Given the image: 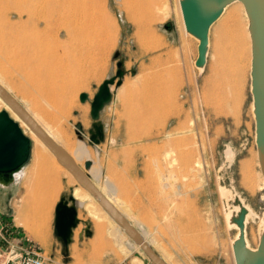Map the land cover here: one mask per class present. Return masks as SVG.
Here are the masks:
<instances>
[{
	"label": "rangeland",
	"instance_id": "obj_1",
	"mask_svg": "<svg viewBox=\"0 0 264 264\" xmlns=\"http://www.w3.org/2000/svg\"><path fill=\"white\" fill-rule=\"evenodd\" d=\"M54 1L0 0V75L11 93L75 141L82 168L92 160L99 185L114 186L133 223L156 241L153 248L159 254L174 264H234L231 241L237 230L226 219L233 196L240 195L259 218L264 213V191L248 189L240 169L252 162L254 172L260 170L252 57L240 2L212 26L201 71L195 65L199 42L185 32L179 0H78L75 28L66 25ZM153 9L157 20L148 15ZM158 11L170 16L159 21ZM119 62L125 86L102 115L105 141L92 148L91 106L81 103L80 95H90L102 79L115 76ZM81 130L86 136L82 142ZM27 168L34 173L30 192L22 181L0 184V213L42 249L47 264H133V257L151 264L140 251L123 254L109 225L83 209L79 217L92 222L93 236L81 237V224L67 253L55 236V208L62 195L82 186L57 172L43 150L33 152ZM221 187L230 190L231 199L222 196ZM46 193L50 202L39 217L31 211L40 209ZM21 212L44 244L17 225ZM259 228V221L250 218L247 234L253 247L259 244Z\"/></svg>",
	"mask_w": 264,
	"mask_h": 264
},
{
	"label": "water",
	"instance_id": "obj_2",
	"mask_svg": "<svg viewBox=\"0 0 264 264\" xmlns=\"http://www.w3.org/2000/svg\"><path fill=\"white\" fill-rule=\"evenodd\" d=\"M240 2L244 5L249 19V32L252 42V66H251V93L253 96L252 110L256 120V143L261 171L264 176V0H179L183 13L186 32L199 42L196 67L203 71L209 55L210 32L212 26L219 21L229 6ZM169 25H164L163 30H168ZM121 57L120 52L114 55L115 60ZM118 71L112 78L106 79L99 87L98 92L91 100L87 93L80 95L81 103H90V118L92 127L88 130L91 146L101 145L106 138V125L102 120L106 108L114 102L115 89H119L125 80L126 73L122 69L123 63L117 64ZM0 97L13 109L29 126L45 145L57 157L59 163L65 167L78 183L86 189L101 207L118 223L126 234L138 245L150 260L151 264H167L160 254L149 244L143 234L124 216L119 209L96 186L91 176L87 173L93 166L92 160L81 168L71 155L35 122L27 112L23 104L15 98L0 83ZM78 138L84 141L86 136L78 131ZM33 154V145L29 137L22 130L20 124L13 119L9 111H0V184L9 187L17 180V174L21 173L30 163ZM221 193L227 200L232 193L225 187H221ZM233 208L227 213L232 214V222L236 229L235 257L237 264H264V213L259 218L244 204L239 195L233 196ZM264 199V194H263ZM253 218L260 223L259 244L253 247L248 239L247 225ZM81 224L85 229L81 237L93 236L92 222L83 221L79 217V207L74 194L62 195L55 208V236L60 239L67 253L74 243L75 232Z\"/></svg>",
	"mask_w": 264,
	"mask_h": 264
},
{
	"label": "bare ground",
	"instance_id": "obj_3",
	"mask_svg": "<svg viewBox=\"0 0 264 264\" xmlns=\"http://www.w3.org/2000/svg\"><path fill=\"white\" fill-rule=\"evenodd\" d=\"M240 4H241L240 8H242V11H243V14H244V18H245L244 20L246 21V33H247V36H248V39H249V49H250V52H251L250 54H251V57H252V42H251V36H250V32H249V19H248L247 13L245 11L244 5L242 3H240ZM165 6H168V5H164L162 7L158 6V7L161 9V8H164ZM158 7H157V9H158ZM53 8L54 9L57 8L61 12V14L64 17L65 21H67V23H68V24L66 23V25H68L71 28L72 27L73 28L77 27L78 23L80 22L79 21L80 12H79L78 0H61V1L55 0L54 3H53ZM165 9H166V12H167V7ZM153 10H151V12L148 11V15H151L150 18H153V16L156 17V14H155L156 11L154 10L155 12H153ZM179 10L180 11L178 12V14H179V17L182 20L183 27H184L185 32H186L184 17H183V13L181 11L180 4H179ZM149 12L153 13V15L150 14ZM162 13H163V11H162ZM144 14H146V13H144ZM157 15H159V14H157ZM162 15H164V16H162ZM162 15L160 13L159 16H161V19L159 18V21L162 20V19H163L162 21L167 19L170 16V13H166V14L164 13ZM157 19L158 18L156 17V20ZM68 26H66V27H68ZM153 46L155 47V45H153ZM251 66H252V58H251ZM237 70H238V68L235 71H237ZM231 73H233V71ZM224 75H226V74H223V76ZM227 75H229V74L227 73ZM227 75L225 76V78L229 77V79H230L232 74L230 76H227ZM237 75H239V74H237ZM225 78H224V80H226ZM231 80L229 82H231ZM229 82L227 83L228 85L230 84ZM0 83L4 87H6L10 92H12V88L9 85H7V83L2 79L1 76H0ZM236 83H237V81H236ZM238 85H237V88H239ZM230 88L232 89V86H230ZM234 91H236V90H234ZM232 93L234 94V92H232ZM233 94H232V96H233ZM24 106L26 107L25 109L27 110V112L32 116V118L35 120V122H37V124L43 129V131L50 138H52L57 144L62 146L71 155V157L75 160V162L82 168V164H81V162H80V160H79V158L77 156V147H76L75 141L73 139H71L70 137H67L61 131L55 130L53 124L51 123V121L48 120V118H46V117L40 115L39 113H37L36 111L32 110L29 105H24ZM0 108L8 109V111L11 114V116L16 121L20 122L21 127L24 129V133L27 134L33 141V146H34L33 152L39 153L40 150H43L49 156V158L51 159L52 164H53L54 168L56 169V171L60 172V173H63L66 177H68L75 184V178L73 177V175L65 167H63L59 163L57 157L45 145V143L36 135V133L33 131V129L29 126V124L26 121H24L13 109H11L1 97H0ZM86 153H87V155H89V151H87ZM256 159H258V158H256ZM257 161H258V165L260 166L259 159ZM244 162H246V161H244ZM243 163H241V164H243ZM27 167L21 173L17 174V176H16L17 177L16 182L17 181H22V184L24 185V188L26 189V194H28L30 192V188L29 187L31 186V183H32V181L34 179V173L29 171ZM240 169H241L242 175H243V183L248 189H250L251 191H256V189L259 188V189L264 191V176H263V173L261 171V166H260V170H258V172H256V173L254 172L255 168H254L252 162L251 163H248V162L244 163L242 165V168H240ZM92 172H93V166L87 173L91 176ZM54 176L56 177L57 175H54ZM55 177H54V180L57 179V177L56 178ZM73 194L75 196V199L77 200V205H78V200L84 201L85 202V209L88 210L89 213L93 217H95L99 221H103V222H105L106 224L109 225V235L112 236V238H114L116 240L115 242L118 244V246L121 249V251L123 252V254H125L127 257H129L134 251H140L141 253L144 254V252L141 250L140 246H138L126 234V232L118 225V223L116 221H114L110 217V215L101 207V205L95 200L94 197L91 196V194L86 189H84V188H82L80 186L79 187L76 186ZM50 197H51V194H49V193L44 194L43 197H42L43 201L41 203L40 209H38L36 211H31V212H33L35 215H39V217H42V214H45V212L47 211V208H48V205H49V202H50ZM19 200L22 202L23 201V197L20 198ZM112 201H114V200H112ZM118 202H120V201H118ZM43 219L40 218L41 221H43ZM226 219H227V222H228L229 226L235 227V224H233V222H232V214L231 213L230 214L229 213L226 214ZM15 220H16L17 225L22 226L31 237H33L35 240H37V241L41 242L42 244H44L45 241L43 240L41 235H39L37 232H35L32 229L31 224L29 223V221L27 219L23 218L22 212L19 213V216L17 215ZM263 223H264V219H263ZM237 237L235 239H232V241H231V252H232L234 264H237L236 263V257H235V248H234L235 247V240L237 239ZM145 240L149 244L153 245V247L156 244V241H153L151 243L149 241V239L146 238ZM254 240H257L255 235H254ZM160 256L162 257V259L167 264H174V263L170 262V258H169V256L167 254L160 253ZM132 263L133 264H143L142 260L139 257H133Z\"/></svg>",
	"mask_w": 264,
	"mask_h": 264
},
{
	"label": "built area",
	"instance_id": "obj_4",
	"mask_svg": "<svg viewBox=\"0 0 264 264\" xmlns=\"http://www.w3.org/2000/svg\"><path fill=\"white\" fill-rule=\"evenodd\" d=\"M0 264H47L42 249L18 234L0 213Z\"/></svg>",
	"mask_w": 264,
	"mask_h": 264
},
{
	"label": "crops",
	"instance_id": "obj_5",
	"mask_svg": "<svg viewBox=\"0 0 264 264\" xmlns=\"http://www.w3.org/2000/svg\"><path fill=\"white\" fill-rule=\"evenodd\" d=\"M41 60L42 61H44V57L43 56H41ZM45 69H46V67H45V65H42L41 66V71H45ZM1 76V75H0ZM2 77V76H1ZM48 78L50 79V80H53V76H51V75H48ZM3 79V78H2ZM125 79H126V77H125ZM106 80V78H104V79H102L98 84H97V87L96 88H94V90H93V92H91L90 93V95H89V93H87V92H84V91H82L81 92V94H83V93H87L88 95H89V97H90V99L91 100H93L94 99V96L96 95V93L98 92V89H99V87L102 85V83L104 82ZM124 86H125V80H124V83H123V85L119 88V89H115V87H113L112 89H113V91H114V93H115V97H114V101H115V99H117V96H118V94H119V92H121L122 91V89L124 88ZM12 88V87H11ZM87 103H89V102H87ZM90 104V103H89ZM92 123H93V121H92ZM91 126H92V124H91ZM92 147V146H91ZM93 148V147H92ZM89 152H90V154H91V150H89ZM91 178H92V180H93V182L96 184V186L105 194V196L112 202V203H114V205L119 209V211L124 215V216H126L127 218H128V220L143 234V236H144V238L146 239H148L149 238V234L145 231V229H143V227L142 226H140L141 228H142V230H140V228H138L137 226H136V224H134L133 223V221H132V219H131V217L129 216V214L127 213V211L124 209V206H123V204H122V202L120 201V199L116 196V194H115V188H114V186L113 185H107L106 187H101L100 185H99V173L96 171V169L94 168V166H93V172H92V175H91ZM112 200H114V201H112ZM118 201H120V202H118ZM116 203V204H115ZM78 207H79V209H83L86 213H88V215H89V212L85 209V203H82V202H79L78 201ZM90 216V215H89ZM97 226V225H96ZM97 228L98 229H101V231H102V227H98L97 226ZM15 231H16V229H15ZM17 232V231H16ZM76 232H77V230H76ZM75 232V233H76ZM149 241L152 243L153 242V240H150L149 239Z\"/></svg>",
	"mask_w": 264,
	"mask_h": 264
}]
</instances>
